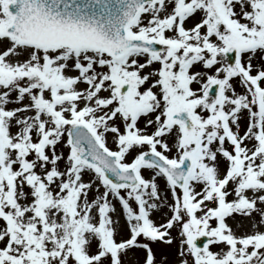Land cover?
<instances>
[{"label": "snow or ice", "instance_id": "1", "mask_svg": "<svg viewBox=\"0 0 264 264\" xmlns=\"http://www.w3.org/2000/svg\"><path fill=\"white\" fill-rule=\"evenodd\" d=\"M0 264H264V0H0Z\"/></svg>", "mask_w": 264, "mask_h": 264}, {"label": "rangeland", "instance_id": "2", "mask_svg": "<svg viewBox=\"0 0 264 264\" xmlns=\"http://www.w3.org/2000/svg\"><path fill=\"white\" fill-rule=\"evenodd\" d=\"M110 146H111V145H110ZM171 248L174 249V248H175V245L171 246ZM160 250H161V251H169V249L166 248V247H161Z\"/></svg>", "mask_w": 264, "mask_h": 264}]
</instances>
